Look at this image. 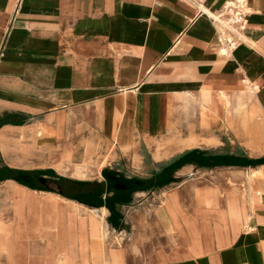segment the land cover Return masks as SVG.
Listing matches in <instances>:
<instances>
[{
  "label": "crops",
  "instance_id": "1",
  "mask_svg": "<svg viewBox=\"0 0 264 264\" xmlns=\"http://www.w3.org/2000/svg\"><path fill=\"white\" fill-rule=\"evenodd\" d=\"M226 1L0 0V264H264V0L230 52Z\"/></svg>",
  "mask_w": 264,
  "mask_h": 264
},
{
  "label": "trees",
  "instance_id": "2",
  "mask_svg": "<svg viewBox=\"0 0 264 264\" xmlns=\"http://www.w3.org/2000/svg\"><path fill=\"white\" fill-rule=\"evenodd\" d=\"M170 172V170H168ZM168 171H165L167 173ZM168 172V173H169ZM166 175V174H164ZM161 178H149L140 179L136 178L133 180H122L121 184H89L80 181H73L72 184H66V179H59L53 186L46 185L45 190L55 191L65 197L73 198L78 201L87 203L92 206H96L100 203L102 194L104 191H113V196H122L123 200L130 201L131 195L135 191H146L155 190L160 188L163 182L160 181Z\"/></svg>",
  "mask_w": 264,
  "mask_h": 264
},
{
  "label": "built area",
  "instance_id": "3",
  "mask_svg": "<svg viewBox=\"0 0 264 264\" xmlns=\"http://www.w3.org/2000/svg\"><path fill=\"white\" fill-rule=\"evenodd\" d=\"M248 14L247 0H228L212 17L226 52H230L238 42Z\"/></svg>",
  "mask_w": 264,
  "mask_h": 264
},
{
  "label": "rangeland",
  "instance_id": "4",
  "mask_svg": "<svg viewBox=\"0 0 264 264\" xmlns=\"http://www.w3.org/2000/svg\"><path fill=\"white\" fill-rule=\"evenodd\" d=\"M234 151H235V152H236V151L238 152V147L235 146V147H234Z\"/></svg>",
  "mask_w": 264,
  "mask_h": 264
}]
</instances>
